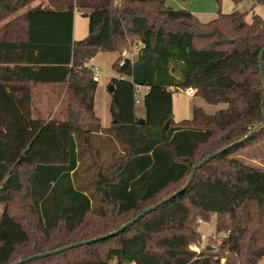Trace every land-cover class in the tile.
Wrapping results in <instances>:
<instances>
[{
  "label": "trees",
  "instance_id": "obj_1",
  "mask_svg": "<svg viewBox=\"0 0 264 264\" xmlns=\"http://www.w3.org/2000/svg\"><path fill=\"white\" fill-rule=\"evenodd\" d=\"M33 1L0 0V22ZM46 1L0 27V264L116 231L180 190L197 162L227 147L195 172L183 193L134 225L24 264H219L225 253L259 264L264 170L236 156L264 140V128L235 143L264 124V20L253 14L247 22L245 12L223 14L218 7L217 17L202 23L165 0ZM75 13L88 21L87 36L77 41ZM132 47L137 58L118 66ZM99 53L119 55L111 65L119 78L110 81L104 135L85 67ZM141 62L143 118L132 83ZM59 84L64 120L32 118L33 86ZM187 88L205 104L225 107L207 114L194 105L190 120L175 122L172 92ZM212 217L215 232L225 233L219 253L190 251L198 221ZM234 259L225 264H238Z\"/></svg>",
  "mask_w": 264,
  "mask_h": 264
},
{
  "label": "rangeland",
  "instance_id": "obj_2",
  "mask_svg": "<svg viewBox=\"0 0 264 264\" xmlns=\"http://www.w3.org/2000/svg\"><path fill=\"white\" fill-rule=\"evenodd\" d=\"M177 2H180L183 6H185V9L195 15L202 23H207L215 19L217 17L218 7H220V12L223 14L231 12L232 7L235 8L230 0H221L220 6H218L213 0H177ZM39 4L46 5L47 1L35 0L31 2L25 9L19 10L12 17L1 21L0 27L4 26L8 21L20 15L26 9L36 7ZM241 4V6L238 5L237 7L240 6L239 10L246 13L245 20L247 22L250 21L253 14L258 15L262 18V20H264V6L258 5L252 7L250 0H243ZM78 16L81 15L78 14ZM85 34L87 35V21L86 23L84 22V25L81 24L79 27L77 25L74 37L79 39V37ZM128 52V57H130L131 61L133 62L137 58L136 48L132 47L130 50H128ZM118 56L119 55L115 53H99L85 65L86 69L95 67L98 72V81L95 82L96 90L94 95V113L100 120L101 129L108 128L110 126L111 117L109 109L111 97L108 93V88L112 78H119V75L111 69V65L115 62L116 58L118 59ZM172 103L176 108V118L178 121L190 120L192 115V105L201 107L207 114H213L225 107L224 105H207L200 99L187 98L178 91L172 92ZM187 105H191L190 109L187 112H182V108H186ZM31 107L32 118L42 120L64 119L66 116V98L63 89H61V87H36L32 89ZM135 109L136 111H140L142 109L141 104L136 105ZM236 158L241 160L246 165L264 170V140L257 143L252 148L242 152L236 156ZM214 221L215 218L212 217L208 223L202 222L200 223V226H197L196 231L199 234V239L196 243H193L190 246V251L199 253L205 251L206 247H210V250L213 251L214 254L219 253L218 247L224 240L225 233L215 232ZM223 256L224 258L219 257V264H225V258L230 257L233 259L236 257L234 260L238 258L237 263L242 264L240 257L237 255L231 256L225 253ZM259 264H264V258L260 260Z\"/></svg>",
  "mask_w": 264,
  "mask_h": 264
},
{
  "label": "water",
  "instance_id": "obj_3",
  "mask_svg": "<svg viewBox=\"0 0 264 264\" xmlns=\"http://www.w3.org/2000/svg\"><path fill=\"white\" fill-rule=\"evenodd\" d=\"M262 55H264V50H262L260 56H259V61L261 63L262 61ZM260 70H261V74L264 75V71H262V67L260 66ZM145 78H146V63L145 62H141V63H138L135 67H134V71H133V77H132V81L133 83L136 85V86H140V87H144V84H145ZM262 86H264V79H262ZM108 93L109 95H111L113 93V86H109L108 88ZM261 128H264V124H260L258 126H256L255 128H253L247 136H245L243 139L237 141L235 143V145H238V144H242L243 142H245L246 140H248L255 132H257L259 129ZM231 147V146H230ZM229 147L227 148H224L223 150H220L219 152L217 153H214L212 156H208L206 158H204L203 160L197 162L194 167L192 168V171H191V174L190 176L188 177L186 183L184 184V186L178 190L177 192L173 193L171 196L163 199L162 201H160L159 203H157L156 205H154L153 207L141 212L139 215H137L136 217H134L133 219H131L129 222L125 223L124 225H122L119 229H117L116 231L110 233V234H107L105 236H100V237H97V238H93V239H90V240H86V241H83V242H78L76 244H72V245H69V246H65V247H62V248H58V249H55L53 251H49V252H46V253H42V254H37V255H34V256H31V257H28L26 259H22V260H19L17 262H15L14 264H24L30 260H34V259H39V258H45V257H48V256H51V255H54V254H57V253H61V252H64L66 250H69V249H73V248H76V247H79V246H84V245H87V244H91V243H95L97 241H101V240H104V239H107L111 236H114L116 234H118L119 232L123 231L124 229L134 225L138 220H140L141 218H143L145 215L155 211L158 207H160L161 205L167 203L168 201H170L171 199L175 198L177 195L183 193L190 185L192 179H193V176L195 174V172L202 166L204 165L207 161H209L210 159H212L213 157H215L216 155H218L219 153H222L224 151H226ZM209 249V247H208Z\"/></svg>",
  "mask_w": 264,
  "mask_h": 264
},
{
  "label": "crops",
  "instance_id": "obj_4",
  "mask_svg": "<svg viewBox=\"0 0 264 264\" xmlns=\"http://www.w3.org/2000/svg\"><path fill=\"white\" fill-rule=\"evenodd\" d=\"M166 1V4L169 6V7H171L172 9H175V10H178V9H181V10H186L185 8V6H183L180 2H177V0L175 1V0H165ZM238 5H242L241 3L240 4H238ZM238 5H236L235 6V8H231V11H233V10H235V9H237V10H239V8H240V6L239 7H237ZM187 11V10H186ZM240 11V10H239ZM229 12V11H228ZM191 13V12H190ZM230 13V12H229ZM228 14V13H227ZM86 21H87V19L86 18H84V17H82V16H78V14L77 13H75L74 14V18H73V40L74 41H77V40H81V39H84L87 35L85 34V35H82L81 37H79V39H77V38H75L74 37V33H75V30L77 29V25H78V27L79 26H81V24H83L84 25V22L86 23ZM88 22V21H87ZM117 57V56H116ZM115 57V58H116ZM36 87H61V89H63V91H64V86L63 85H34L33 86V89L34 88H36ZM192 89V88H191ZM144 90L146 91L147 90V88H145L144 87ZM183 90H178V92L180 93V94H183L185 97H187V98H192V99H194V97H188V96H186L183 92H182ZM202 101V100H201ZM58 106V105H57ZM193 106V105H192ZM190 107H191V105H187L186 106V108H182V112H187L189 109H190ZM142 108V107H141ZM191 109H192V107H191ZM172 114H173V117H174V121L175 122H180V121H178V119L176 118V108H175V106H174V104L172 103ZM136 115L139 117V118H143V108L140 110V111H136ZM185 116V115H184ZM61 120H64V119H61ZM181 121H185V120H181ZM101 126V125H100ZM109 128V127H108ZM108 128H104V129H101V134L102 135H104V132L108 129Z\"/></svg>",
  "mask_w": 264,
  "mask_h": 264
},
{
  "label": "built area",
  "instance_id": "obj_5",
  "mask_svg": "<svg viewBox=\"0 0 264 264\" xmlns=\"http://www.w3.org/2000/svg\"><path fill=\"white\" fill-rule=\"evenodd\" d=\"M126 58H128V52L123 51L122 54H121V60L118 63V66H122L126 62ZM91 71H92V81L97 82L98 81L97 69L95 67H91ZM132 83H133V81H132ZM182 92L188 97H193L194 96V90L191 89V88H187V89L183 90ZM145 95H146V91L143 89V87L136 86V90H135V93H134L135 104L136 105H140L142 103V99H143V97ZM198 223H201V222L198 221Z\"/></svg>",
  "mask_w": 264,
  "mask_h": 264
}]
</instances>
